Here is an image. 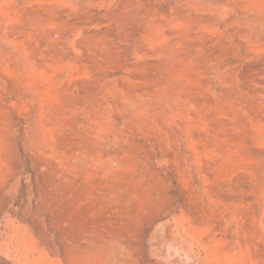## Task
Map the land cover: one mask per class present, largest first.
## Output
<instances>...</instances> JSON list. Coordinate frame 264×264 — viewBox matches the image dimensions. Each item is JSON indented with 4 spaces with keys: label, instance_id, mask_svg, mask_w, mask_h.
I'll return each instance as SVG.
<instances>
[{
    "label": "rangeland",
    "instance_id": "1",
    "mask_svg": "<svg viewBox=\"0 0 264 264\" xmlns=\"http://www.w3.org/2000/svg\"><path fill=\"white\" fill-rule=\"evenodd\" d=\"M0 264H264V0H0Z\"/></svg>",
    "mask_w": 264,
    "mask_h": 264
}]
</instances>
